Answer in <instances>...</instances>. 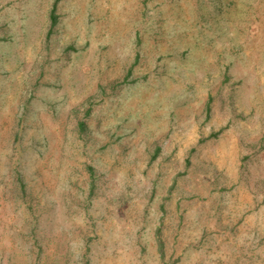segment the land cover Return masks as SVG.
<instances>
[{
  "label": "rangeland",
  "instance_id": "1",
  "mask_svg": "<svg viewBox=\"0 0 264 264\" xmlns=\"http://www.w3.org/2000/svg\"><path fill=\"white\" fill-rule=\"evenodd\" d=\"M0 264H264V0H0Z\"/></svg>",
  "mask_w": 264,
  "mask_h": 264
},
{
  "label": "trees",
  "instance_id": "2",
  "mask_svg": "<svg viewBox=\"0 0 264 264\" xmlns=\"http://www.w3.org/2000/svg\"><path fill=\"white\" fill-rule=\"evenodd\" d=\"M57 8H58V3L56 2L54 4L53 9H52L51 14H50V19H51L53 25L57 23V14H56ZM215 136H217V134L212 135L211 137H215Z\"/></svg>",
  "mask_w": 264,
  "mask_h": 264
}]
</instances>
